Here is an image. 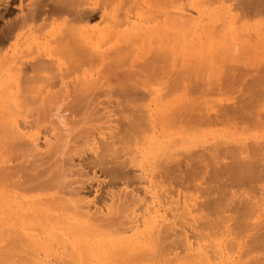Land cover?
<instances>
[{
    "label": "bare ground",
    "instance_id": "6f19581e",
    "mask_svg": "<svg viewBox=\"0 0 264 264\" xmlns=\"http://www.w3.org/2000/svg\"><path fill=\"white\" fill-rule=\"evenodd\" d=\"M21 2L0 264H264V0Z\"/></svg>",
    "mask_w": 264,
    "mask_h": 264
},
{
    "label": "rangeland",
    "instance_id": "374dc122",
    "mask_svg": "<svg viewBox=\"0 0 264 264\" xmlns=\"http://www.w3.org/2000/svg\"><path fill=\"white\" fill-rule=\"evenodd\" d=\"M22 1V2H21ZM28 1H30V0H0V30L2 29V27H3V22H4V20H10V19H12V18H15V16L18 14L17 12H18V7H19V3L21 2L23 5L24 4H26ZM95 12H97V11H95ZM95 12H93L92 13V15L94 16V17H97L98 15L97 14H95L94 15V13ZM17 13V14H16ZM98 13V12H97ZM12 16V17H11ZM38 19L39 20H42L40 17H38L37 18V20H35L36 22V25H38V26H40L43 22V20L42 21H38ZM48 29V28H47ZM46 29V30H47ZM24 32H25V30H24ZM23 35H25V36H23V38H22V35H20L19 36V38H21V40L20 39H18L17 40V45H19L18 46V49H21V48H25V43H23L24 42V40L26 39V32L25 33H23ZM20 43V44H19ZM153 93H154V91H153ZM102 98V97H101ZM100 107V106H99ZM126 160V158H120L119 160ZM128 167V168H127ZM127 167H126V169H130L129 167H131V165L129 164V166L127 165ZM133 169V168H132ZM90 173V172H89ZM85 182V181H84ZM87 182H89V183H87ZM86 183H87V185L86 184H84L83 186H84V190L85 191H87V192H89V190H91L89 193L91 194V196L92 195H94V191L98 188V187H96L95 186V182H94V180L93 181H91V180H88ZM92 182V183H91ZM89 185H91V186H89ZM88 186V187H87ZM96 189H95V188ZM101 187V186H100ZM93 189V190H92ZM99 189V188H98ZM103 191H105V189L103 190ZM102 190H101V192H100V190H98L97 191V193L98 192H100L101 194H103V195H101V197H105V195H104V193H106V192H103ZM93 193V194H92ZM97 193L95 194V195H97ZM99 194V193H98ZM100 197V196H99Z\"/></svg>",
    "mask_w": 264,
    "mask_h": 264
}]
</instances>
